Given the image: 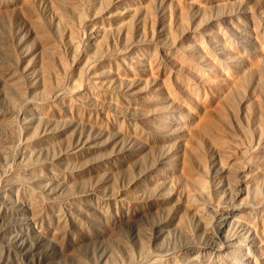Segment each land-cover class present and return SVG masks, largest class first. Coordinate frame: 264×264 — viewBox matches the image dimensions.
Wrapping results in <instances>:
<instances>
[{
  "label": "rangeland",
  "instance_id": "374dc122",
  "mask_svg": "<svg viewBox=\"0 0 264 264\" xmlns=\"http://www.w3.org/2000/svg\"><path fill=\"white\" fill-rule=\"evenodd\" d=\"M0 264H264V0H0Z\"/></svg>",
  "mask_w": 264,
  "mask_h": 264
},
{
  "label": "bare ground",
  "instance_id": "6f19581e",
  "mask_svg": "<svg viewBox=\"0 0 264 264\" xmlns=\"http://www.w3.org/2000/svg\"><path fill=\"white\" fill-rule=\"evenodd\" d=\"M258 202H260V200H258ZM261 202H262V200H261ZM260 202V203H261ZM247 210H248V208H246ZM246 210V211H247ZM235 212H236V210L232 207V206H226V205H222V206H220V209H219V216H220V228L222 229L221 231H220V233H222V231H224L225 229L226 230H228L227 229V227L225 228V224L227 223L228 224V222H230L229 220H231V219H235ZM230 226V225H229ZM230 228V227H229ZM232 229V228H231ZM227 232V231H226ZM229 234V233H228ZM227 234V235H228ZM225 238V242H226V246L227 247H229V250L231 251L232 249H233V247L235 246V245H237L236 247H234V250H236V251H240L241 250V245L243 246L244 244H243V241L245 240V239H242V240H240V241H237V237L235 236V234L233 235H231V236H226V237H224ZM238 242V243H237ZM234 245V246H233ZM243 252V251H242ZM240 253V252H239Z\"/></svg>",
  "mask_w": 264,
  "mask_h": 264
}]
</instances>
